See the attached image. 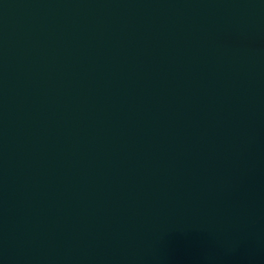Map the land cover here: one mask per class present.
I'll use <instances>...</instances> for the list:
<instances>
[{
	"label": "water",
	"instance_id": "water-1",
	"mask_svg": "<svg viewBox=\"0 0 264 264\" xmlns=\"http://www.w3.org/2000/svg\"><path fill=\"white\" fill-rule=\"evenodd\" d=\"M0 264H264V0H0Z\"/></svg>",
	"mask_w": 264,
	"mask_h": 264
}]
</instances>
